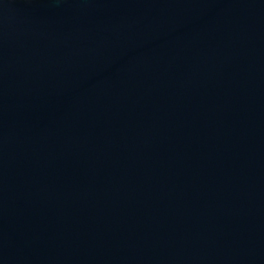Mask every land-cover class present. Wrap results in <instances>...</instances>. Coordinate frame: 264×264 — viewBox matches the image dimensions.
Segmentation results:
<instances>
[{
  "label": "water",
  "instance_id": "water-1",
  "mask_svg": "<svg viewBox=\"0 0 264 264\" xmlns=\"http://www.w3.org/2000/svg\"><path fill=\"white\" fill-rule=\"evenodd\" d=\"M0 264H264V0H0Z\"/></svg>",
  "mask_w": 264,
  "mask_h": 264
}]
</instances>
